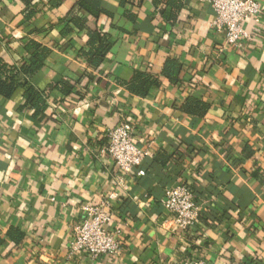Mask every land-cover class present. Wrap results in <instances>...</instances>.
Masks as SVG:
<instances>
[{"label":"crops","instance_id":"1","mask_svg":"<svg viewBox=\"0 0 264 264\" xmlns=\"http://www.w3.org/2000/svg\"><path fill=\"white\" fill-rule=\"evenodd\" d=\"M79 1L0 0V60L19 69L30 43L46 49L40 69L17 76L43 105L27 103L21 84L0 94V264H264V19L243 25L244 47L220 51L225 34L201 0H182L173 21L153 0H100L98 17ZM74 16L109 36L99 67ZM168 59L180 64L176 81L163 74ZM136 72L156 80L144 96L127 87ZM189 99L206 110L184 112ZM123 121L146 152L129 174L97 156ZM176 185L201 204L186 231L163 206ZM110 195L118 252H70L81 207Z\"/></svg>","mask_w":264,"mask_h":264},{"label":"built area","instance_id":"2","mask_svg":"<svg viewBox=\"0 0 264 264\" xmlns=\"http://www.w3.org/2000/svg\"><path fill=\"white\" fill-rule=\"evenodd\" d=\"M207 3L214 19L212 26L225 34L223 47L242 48L247 40H253L243 25L250 22L257 30L264 19V9L256 0H201ZM246 40V41H245ZM107 142L100 147L97 156L108 155L120 174H129L143 164L146 152L136 141L132 123L120 122L106 131ZM137 175L143 176L140 168ZM163 206L172 224L186 231L199 219L201 204L196 194L186 185L171 186L164 192ZM110 195L98 203L81 207L82 217L72 226L70 252L85 254L91 259L113 258L120 248L118 229L110 227L113 215L109 208ZM193 264H208L204 260Z\"/></svg>","mask_w":264,"mask_h":264},{"label":"trees","instance_id":"3","mask_svg":"<svg viewBox=\"0 0 264 264\" xmlns=\"http://www.w3.org/2000/svg\"><path fill=\"white\" fill-rule=\"evenodd\" d=\"M143 0H121V5H140ZM153 3L158 7L160 14L168 15V18L173 21L177 12L179 11L182 0H153ZM78 8L87 11L92 16L98 17L100 13H108L104 11L101 7L100 0H80L78 2ZM73 24L79 29H84L87 31L88 38V49L84 52L85 55L89 57V62L93 67H99V65L105 60L106 54L110 48L109 36L108 34L101 33L98 29L90 28L86 25L85 21L78 16L71 18ZM31 48L36 50L28 64L22 65L17 69L13 65H7L0 60V94L4 97H8L10 93L14 90L17 85H23L24 98H26L27 103L38 107L40 104L43 105L42 97L39 92L25 79L21 82V79L17 76L31 74L41 68L46 54V49L41 48L32 42L30 43ZM180 70V64L173 59H168L163 67V74L173 81L177 80L178 72ZM156 80L152 79L150 76L144 75L140 72L134 74V78L127 83V87L135 94L146 95L148 88L151 84L155 83ZM207 105L201 101H196L194 99H189L187 104L183 106V110L186 113H196L200 114L204 112Z\"/></svg>","mask_w":264,"mask_h":264}]
</instances>
